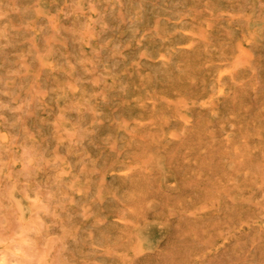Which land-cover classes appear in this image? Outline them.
Instances as JSON below:
<instances>
[{"label":"rangeland","instance_id":"rangeland-1","mask_svg":"<svg viewBox=\"0 0 264 264\" xmlns=\"http://www.w3.org/2000/svg\"><path fill=\"white\" fill-rule=\"evenodd\" d=\"M0 264H264V0H0Z\"/></svg>","mask_w":264,"mask_h":264}]
</instances>
